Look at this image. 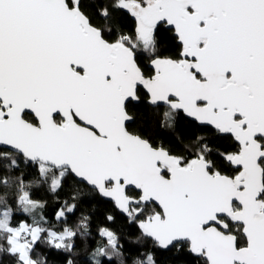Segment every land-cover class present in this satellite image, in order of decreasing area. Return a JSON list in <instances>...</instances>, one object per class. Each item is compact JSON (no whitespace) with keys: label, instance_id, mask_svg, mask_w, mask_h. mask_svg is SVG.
Here are the masks:
<instances>
[{"label":"snow or ice","instance_id":"1","mask_svg":"<svg viewBox=\"0 0 264 264\" xmlns=\"http://www.w3.org/2000/svg\"><path fill=\"white\" fill-rule=\"evenodd\" d=\"M0 264H264V0H0Z\"/></svg>","mask_w":264,"mask_h":264}]
</instances>
